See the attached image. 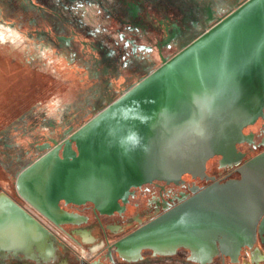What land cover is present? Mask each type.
<instances>
[{"label": "water", "instance_id": "1", "mask_svg": "<svg viewBox=\"0 0 264 264\" xmlns=\"http://www.w3.org/2000/svg\"><path fill=\"white\" fill-rule=\"evenodd\" d=\"M263 107L264 0H247L174 56H162L158 68L77 129L70 126L62 143L52 139L55 147L48 144L17 173V192L57 224L74 221L62 201L92 202L111 213L133 187L205 171L214 155L230 157ZM240 172L242 180L208 187L147 226L144 236L168 241L185 232L192 210H203L210 249L220 235L231 248L243 238L253 247L264 234L257 228L264 216V153ZM50 236L0 191V249L46 246Z\"/></svg>", "mask_w": 264, "mask_h": 264}, {"label": "rangeland", "instance_id": "2", "mask_svg": "<svg viewBox=\"0 0 264 264\" xmlns=\"http://www.w3.org/2000/svg\"><path fill=\"white\" fill-rule=\"evenodd\" d=\"M39 1L47 5L48 25L66 30L73 25L98 45L114 49L116 55L100 63L95 71L92 60L85 61L80 53L72 56L67 47L58 51L54 42L26 36V30L44 25L37 10L31 12L36 19L30 23L28 17H19V12H9L10 2H3L5 15L13 18L12 22L16 20L11 26L0 25V191L10 194L17 193L16 175L21 167L40 155L31 150L33 142L59 136L72 125L77 129L158 68L162 56H174L185 40L196 38L211 26L204 23L202 31L198 27L205 18L201 0ZM245 1L225 0L227 6L217 15V21ZM135 4L138 10H134ZM173 23L180 25L185 35L163 44L159 29ZM142 45L150 50H141ZM135 47L137 51L133 52ZM5 142L14 147L6 148ZM27 149L30 151L26 153ZM216 159L210 161V169H216Z\"/></svg>", "mask_w": 264, "mask_h": 264}, {"label": "flooded vegetation", "instance_id": "3", "mask_svg": "<svg viewBox=\"0 0 264 264\" xmlns=\"http://www.w3.org/2000/svg\"><path fill=\"white\" fill-rule=\"evenodd\" d=\"M14 1L18 5L13 3ZM201 1L205 3L202 6L205 18L198 26L200 30L204 28V23L211 26L215 24L217 15L227 6L225 0ZM3 2H10L7 7L9 12H19V17H28L30 23L36 19L31 12L37 10L44 25L24 30L26 36L31 40L54 42L58 51L67 47L72 56L80 53L84 60H92L95 71L100 63L116 55L114 49H106L100 43L98 45L91 36L77 31L73 25L67 30L60 29L58 25H48L50 19L46 14L47 5L39 0H0V25L11 26L16 22H12L13 18L5 15ZM210 2L211 4L207 5ZM138 9L139 6L135 4L134 10ZM159 30L163 32V44L172 39L179 40L185 35L177 23L165 24ZM189 35L190 33L185 37L188 39ZM191 40L193 37L190 36L182 47ZM146 47L142 45L139 48L143 50ZM146 49L150 50L148 47ZM136 51L137 47L133 49V52ZM134 55L141 56L139 53ZM103 70L107 72V66H104ZM97 74L98 72L95 73L96 77ZM257 124L258 129L246 130ZM243 134V140L236 143L235 151L230 157L214 155L207 159L205 171L185 172L175 179H154L133 187L126 201L121 199L120 206L111 213L101 212L92 202L75 204L62 201V208L71 214L74 221L57 224L20 197L18 192L9 193L49 229L51 236L46 246L35 245L33 248L30 246L23 249L11 246L8 250L0 249V264H264V234L258 233L253 247H249L245 243L247 239L243 238L236 248L228 246L227 241L222 242L223 236L220 235L214 240L215 247L210 249L203 210L199 215L197 211L192 210L186 216L189 223L185 232L178 236L175 233V237L168 241H161L155 235L144 236L147 226L164 215L174 213L208 187H221L231 179H243L240 170L253 158L264 153V107L256 120L244 127ZM69 135L70 133L64 130L59 136L42 137L32 143L31 150L41 154L48 144L56 146L52 139L62 143ZM4 145L9 149L14 147V144L6 142ZM29 151L27 149L26 153ZM215 158L218 163L216 169H210L209 163ZM261 227L264 230V216L257 224L258 230ZM174 229L176 227L172 228L170 233H173ZM237 241L239 243V240Z\"/></svg>", "mask_w": 264, "mask_h": 264}]
</instances>
